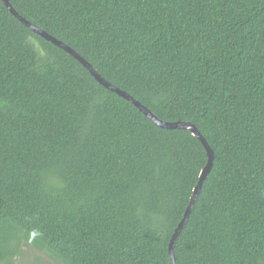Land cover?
<instances>
[{
	"label": "trees",
	"instance_id": "16d2710c",
	"mask_svg": "<svg viewBox=\"0 0 264 264\" xmlns=\"http://www.w3.org/2000/svg\"><path fill=\"white\" fill-rule=\"evenodd\" d=\"M212 166L176 264H264V0H8ZM206 151L0 0V264H171Z\"/></svg>",
	"mask_w": 264,
	"mask_h": 264
},
{
	"label": "water",
	"instance_id": "95a60500",
	"mask_svg": "<svg viewBox=\"0 0 264 264\" xmlns=\"http://www.w3.org/2000/svg\"><path fill=\"white\" fill-rule=\"evenodd\" d=\"M2 3L4 4V6L6 7V9L15 17L17 18L23 25H25L27 28L31 29L35 34H37L40 38L44 39L47 42L52 43L53 45H55L56 47L64 50L66 53H68L70 56H72L74 59H76L85 69L88 70V72L91 74V76L101 85L103 86L106 90L114 92L115 94H117L118 96L122 97L123 99H125L126 101L130 102L131 104H133L140 112H142L150 121H152L156 126L160 127V128H164V129H168V130H174V129H179V130H187L191 133V135L195 136L199 142L202 144L204 150L206 151V155H207V162L204 166V168L201 170V173L199 175V180L193 190V194L190 198L189 204L187 205L185 212L183 214L182 219L180 220V222L178 223L177 227L175 228L170 242H169V246H168V253H169V258L171 261V264H176L175 263V259L173 256V247L174 244L180 234V232L182 231V229L184 228V226L187 223L188 217L192 211L193 205L195 203V200L197 198L198 192L200 190L201 187V183L203 181V179L206 177V175L208 174V172L211 169L212 166V160H213V152L210 149V147L208 146L206 140L201 136V134L197 131L196 127L194 125H192L189 122H184V121H180L177 120L175 122H165V121H161L159 119L156 118V116H154L153 113H151L146 107H144L143 105H141L138 101H136L135 99H133L130 95H128L126 92L118 89L117 87L111 85L109 82H107L106 80H104L92 67L89 63H87L80 55H78L76 52H74L71 48H69L68 46H66L65 44H63L62 42L58 41L57 39H55L54 37L50 36L49 34H47L46 32H44L43 30H40L39 28H37L36 26L32 25L30 22L26 21L23 17H21L13 8L12 6L9 4L8 0H1Z\"/></svg>",
	"mask_w": 264,
	"mask_h": 264
},
{
	"label": "rangeland",
	"instance_id": "374dc122",
	"mask_svg": "<svg viewBox=\"0 0 264 264\" xmlns=\"http://www.w3.org/2000/svg\"><path fill=\"white\" fill-rule=\"evenodd\" d=\"M14 264H56L43 253L27 246H22V254L15 259Z\"/></svg>",
	"mask_w": 264,
	"mask_h": 264
}]
</instances>
